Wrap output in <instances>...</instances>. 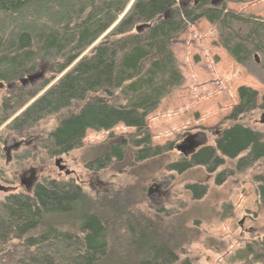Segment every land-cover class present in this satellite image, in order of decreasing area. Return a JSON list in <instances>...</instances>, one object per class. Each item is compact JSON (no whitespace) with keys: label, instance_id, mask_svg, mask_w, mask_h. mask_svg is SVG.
Listing matches in <instances>:
<instances>
[{"label":"trees","instance_id":"trees-1","mask_svg":"<svg viewBox=\"0 0 264 264\" xmlns=\"http://www.w3.org/2000/svg\"><path fill=\"white\" fill-rule=\"evenodd\" d=\"M200 20L217 27L222 46L238 64L264 72V24L211 0H0V83L13 84L41 64L52 65L59 75L39 98L53 80L33 93L18 88L4 103L0 127L14 118L9 127L19 131L60 117L44 143L52 158L80 149L88 131L111 132L120 125L137 130L130 142L122 141L90 163L91 171L107 169L114 159L123 161L127 145L139 162L174 151L173 144L152 145L147 118L184 85L173 45ZM238 96L227 118L233 125L220 133L216 146L190 138L193 152L181 153L183 161L170 171L219 168L227 159L237 160L236 170L244 173L264 162V134L240 124L260 109L259 94L241 87ZM187 141L182 145L189 146ZM255 182L264 210V174ZM26 190L0 203V264L178 262L170 244L162 246L161 228L155 229L146 216L130 217L117 196L94 198L73 182L58 181ZM190 190L194 200L207 194L205 187ZM239 260L264 264V240L247 245Z\"/></svg>","mask_w":264,"mask_h":264},{"label":"rangeland","instance_id":"rangeland-1","mask_svg":"<svg viewBox=\"0 0 264 264\" xmlns=\"http://www.w3.org/2000/svg\"><path fill=\"white\" fill-rule=\"evenodd\" d=\"M221 5L229 12L264 24V0H227ZM173 50L185 83L147 118V124L152 145L173 144L174 151L139 162L134 156L136 150L127 145L123 161L114 159L107 169L91 171L90 163L122 141L130 142L137 130L120 125L111 132L88 131L80 149L52 158L44 143L58 127L60 117L19 131L9 127L13 118L0 127V203L10 195L27 193L26 188L33 185L24 180L31 174L35 177L33 184L73 182L94 198L117 196L132 218L146 216L155 229L161 228L166 237H158L162 246L166 242L175 251L176 264L186 260L192 264H242L239 257L247 245L264 240V210L255 182V177L264 174V162L244 173L236 170L237 160L227 159L219 168L202 166L184 173L170 171L169 167L183 161L177 147L190 138L201 146H216L220 133L233 125L227 118L240 102L241 87L259 94L260 109L245 115L240 124L264 134V72L256 74L238 64L222 46L217 27L206 20L189 25L175 39ZM39 73L42 79L21 87L22 80ZM57 80L56 69L41 64L13 84L0 83V120L5 115V101L18 88L33 93L52 81L39 98ZM59 159L65 167L63 171L56 166ZM222 174L227 179L218 185ZM190 187H205L207 194L194 200ZM102 212L97 210L98 214Z\"/></svg>","mask_w":264,"mask_h":264},{"label":"water","instance_id":"water-1","mask_svg":"<svg viewBox=\"0 0 264 264\" xmlns=\"http://www.w3.org/2000/svg\"><path fill=\"white\" fill-rule=\"evenodd\" d=\"M224 1L225 0H214L212 2V4L213 5H218V4H220L221 2H224ZM143 28H144V26L138 27L137 31L141 32L143 30ZM42 76L43 75L41 73H39L38 75H35V76H32V77H28L27 79L22 80L21 84L23 86H25L28 81L32 83V82H34L36 80L42 79ZM187 142L190 143V145L186 146L185 144H183V145L178 146L177 147L178 152L183 153L185 155H189L191 152H193V149L196 147V145L193 144L189 140ZM56 166L59 168L60 171H63L65 169V167L62 166V160L61 159L56 161Z\"/></svg>","mask_w":264,"mask_h":264},{"label":"flooded vegetation","instance_id":"flooded-vegetation-1","mask_svg":"<svg viewBox=\"0 0 264 264\" xmlns=\"http://www.w3.org/2000/svg\"><path fill=\"white\" fill-rule=\"evenodd\" d=\"M30 179H28V180H24L25 182H29V184H33L34 183V181H35V177H33V174H31V176L29 177Z\"/></svg>","mask_w":264,"mask_h":264}]
</instances>
